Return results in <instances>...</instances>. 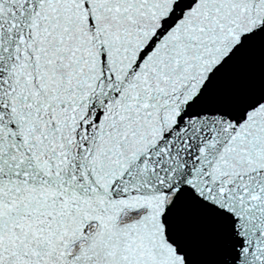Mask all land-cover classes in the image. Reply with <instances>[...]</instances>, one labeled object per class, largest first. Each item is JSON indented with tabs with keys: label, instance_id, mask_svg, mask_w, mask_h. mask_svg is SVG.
Returning <instances> with one entry per match:
<instances>
[{
	"label": "snow or ice",
	"instance_id": "6c2138e0",
	"mask_svg": "<svg viewBox=\"0 0 264 264\" xmlns=\"http://www.w3.org/2000/svg\"><path fill=\"white\" fill-rule=\"evenodd\" d=\"M0 264H264V0H0Z\"/></svg>",
	"mask_w": 264,
	"mask_h": 264
}]
</instances>
